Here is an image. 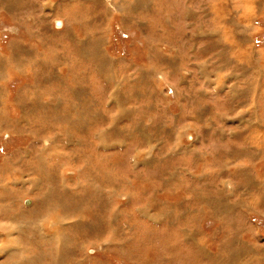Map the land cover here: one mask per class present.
I'll return each mask as SVG.
<instances>
[{
  "label": "rangeland",
  "instance_id": "374dc122",
  "mask_svg": "<svg viewBox=\"0 0 264 264\" xmlns=\"http://www.w3.org/2000/svg\"><path fill=\"white\" fill-rule=\"evenodd\" d=\"M45 1L42 42L0 0V264H250L243 241L263 256L264 148L241 139L262 115L264 0H75L89 66L83 25L62 41ZM179 91L201 104L185 127L160 106L179 114Z\"/></svg>",
  "mask_w": 264,
  "mask_h": 264
},
{
  "label": "crops",
  "instance_id": "0c3cea01",
  "mask_svg": "<svg viewBox=\"0 0 264 264\" xmlns=\"http://www.w3.org/2000/svg\"><path fill=\"white\" fill-rule=\"evenodd\" d=\"M4 1V4H3V6L4 7H6L7 8V10L9 11V15H11L10 16V18L9 19H11V18H14V19H16L17 18V22L18 23H14V25L15 26H18V31H20V33H22L23 31H30L31 32V39H34V38H39L40 39V41H54L56 38H55V35H53V34H51L50 32H49V34H47V33H43V32H41V30H40V32H39V29H36L37 28V26L39 25L38 23H40V22H37L36 21V14L38 13V2L40 1V2H44V4H45V0L43 1V0H37V3L35 4V5H33V6H30V4L32 3V0H3ZM51 1H53L52 3H51V8L49 9V16L48 15H46V14H41V16H42V18L43 19H41L43 22H44V19H45V21H49V18H51L52 17V15H54V13L56 12V11H61L60 13H61V17H62V19H63V21H61V20H58L57 22H56V25H57V23L58 22H61V26H65V28H66V30H67V32L66 33H63L61 36H60V38L62 39V41H67V40H70V41H74L75 40V31H73V30H71L70 28H74L77 24L79 25V24H81V25H83V27H84V30H85V32H84V34H83V37H81V38H79V40L81 41V42H85V41H87L88 43V46L86 47V51L85 52H81L80 54H79V57H82L83 59H84V66H89V65H91L90 63H89V61H90V57H91V53L92 52H94V53H97V51L95 50V42L93 43V44H91V41H93L92 39H94L92 36H91V28H90V22H89V19L91 18V16L87 13V15L85 16L84 15V17L86 18H89L86 22L85 21H83L82 20V17H80V13H81V11H82V8H81V5L80 4H78L77 5V3H75V0H67V1H65V0H51ZM91 2V0L88 2V3H90ZM75 3V4H74ZM15 6V7H13V6ZM16 6H20L19 8H16ZM23 6H27L26 7V9H25V7H23ZM44 8H46L47 9V6L46 5H44ZM12 9H14L13 11H12ZM24 9V10H23ZM74 9H77V10H79L80 11V13H78V14H76V13H74L73 14V10ZM21 10V11H20ZM55 11V12H54ZM65 17V18H64ZM30 19H34V22H29V20ZM60 26V27H61ZM31 27V28H30ZM33 27V28H32ZM13 29H15V28H13ZM17 30V29H16ZM57 37V36H56ZM96 41H98V40H96ZM101 41V40H100ZM97 43V42H96ZM93 45V46H92ZM91 46H92V48L93 49H91ZM100 57H106L104 54H98ZM197 66V65H196ZM96 67V66H95ZM15 71H19L20 73H25V72H23V70L22 69H20V70H15ZM14 70L12 71V72H15ZM25 71L27 72V69L25 68ZM8 72L9 73H11V69H9L8 70ZM149 74H148V71H145V72H142V76H140L139 78H138V80L139 81H135V82H139V83H145V82H143V81H146L147 79L149 80V78H152L153 76L151 75V76H148ZM199 75H200V77H201V74L199 73ZM106 77V76H105ZM108 77V76H107ZM109 80V79H108ZM143 80V81H142ZM185 79H183L182 78V82H181V86L184 84H187V81H184ZM184 81V82H183ZM107 84L109 83L108 81L106 82ZM89 84V83H88ZM49 84H47V85H45V86H42V88H44V87H46V86H48ZM51 85V84H50ZM203 85H204V83H203ZM186 87V86H185ZM187 88V87H186ZM115 90V89H114ZM116 90H117V88H116ZM199 90H201V89H198L197 91V93L199 94ZM214 90V89H213ZM114 92V91H113ZM115 93V92H114ZM178 93H179V95H178ZM177 93V95L178 96H176V97H178V101L181 103V105H180V112H179V114L178 113H173L172 114V109L170 108V106H169V104H171L170 102L169 103H161L162 105H160V106H164V108L165 109H167L168 111H166L165 109V112L167 113L166 115L168 116V115H170V116H173L174 117V120H175V118L177 117V115L179 116V121H178V124L180 123V116L181 117H183V116H187V115H184V114H187V110L188 109H193V108H195L196 109V111H195V113L194 114H196L197 112H198V108L201 106V104H200V106H199V99L196 97V95H197V93H195V96H187L186 95V97H185V99L187 100H183V98H182V95L180 94V91ZM88 94H90V93H88ZM95 95V94H94ZM96 97H98V95H96ZM195 97V98H194ZM208 98V97H207ZM166 102V101H165ZM89 103L90 102H87V105H89ZM209 103V102H208ZM199 106V107H198ZM189 107V108H188ZM193 107V108H192ZM193 111V110H192ZM218 121H219V118H218ZM179 127L180 126H183V127H185L186 126V124H182V125H178ZM213 132H211V134H212ZM179 137L180 138H184V137H188V135L186 134V132H184V131H179ZM174 138H176L175 136H174ZM181 142H182V140H181ZM174 144H173V149L171 150L172 152L170 153V155H172L173 153H174V150H175V147H177V148H180V146H177V142L175 141V142H173ZM182 144V143H181ZM219 150V149H218ZM229 151V150H228ZM228 151L227 150H224V151H220V152H227L228 153ZM178 155H181V154H179V153H175V154H173V158L174 159H178ZM236 158V157H235ZM232 165H234V162L232 163ZM174 173H176V172H174ZM174 173H172L171 174V177L172 176H174L175 177V179H176V177L177 176H175V175H173ZM170 177V178H171ZM168 186H169V184L167 183V182H165ZM228 187V186H227ZM250 188V187H249ZM190 190H191V188H190ZM243 243L246 245L245 247H244V249L245 248H248L249 249V251H253L252 253L253 254H251V252H249L248 253V255H247V258L246 259H243L244 261H249V263L250 264H252V263H258V264H264V262H263V260H264V255L262 256V254H261V252L260 253H257V251H261L260 250V248H259V246L257 245V244H255V246L253 245V246H250V243H248V242H244L243 241ZM233 246H234V243H233ZM233 249H235V247H233ZM262 249V248H261ZM213 256H215V254L214 253H212L211 254V257H213Z\"/></svg>",
  "mask_w": 264,
  "mask_h": 264
},
{
  "label": "bare ground",
  "instance_id": "6f19581e",
  "mask_svg": "<svg viewBox=\"0 0 264 264\" xmlns=\"http://www.w3.org/2000/svg\"><path fill=\"white\" fill-rule=\"evenodd\" d=\"M248 2V6H250V5H254L255 7H257V5L259 6V4L260 3H257L258 2V0H248L247 1ZM247 5V4H246ZM244 7H245V4H244ZM247 7V6H246ZM247 9H249V8H247ZM254 9V8H253ZM249 10H252V8L251 9H249ZM57 25L60 27L61 26V22H58L57 23ZM105 64V63H104ZM118 95V94H117ZM115 97V96H114ZM247 106V105H246ZM260 108H259V111H261V116L259 117L258 115H257V111L255 110V108H253V116H252V119L251 120H248V121H250V124H249V128H248V135H246V137H244L243 139L244 140H242L241 139V141H243V144H245V145H248V146H250L251 148H253V149H256V148H264V101L262 102V104H260V106H259ZM251 110H252V108H251ZM247 113V112H246ZM248 114V113H247ZM24 115V114H23ZM246 115V114H245ZM241 117H242V115H241ZM242 119V118H241ZM261 119V120H260ZM245 120V119H244ZM246 121V120H245ZM1 127V126H0ZM2 128H5L4 126H2L1 127V130H2V132H3V129ZM26 129V128H25ZM24 129V130H25ZM9 131V130H8ZM55 131V130H54ZM22 134V133H21ZM53 139V138H52ZM258 141V142H257ZM53 142V141H52ZM51 142V143H52ZM253 142H257L256 144H254V145H252L253 144ZM57 144V143H56ZM55 145V144H54ZM99 145L101 146V147H104V145H103V143H102V141L99 143ZM51 146V145H50ZM48 147V146H47ZM57 147V146H56ZM255 147V148H254ZM55 148V147H54ZM183 148V147H182ZM49 154V153H48ZM63 158V157H62ZM36 160V159H35ZM67 160V159H66ZM63 161V160H62ZM57 163V162H56ZM64 165H66V163L65 164H63L62 163V166H64ZM57 166H58V164H57ZM28 168V167H27ZM61 168V167H60ZM32 173V172H31ZM33 174V173H32ZM36 178L34 177L33 179H30V180H28L29 181V183H31V185H32V187L33 188H36L37 187V184L36 183H34L33 181H31V180H35ZM41 181V180H40ZM23 182H26L25 180L23 181ZM3 188V187H2ZM84 191H85V194H86V198H85V200L84 201H87L88 200V193H87V190L84 188ZM91 191H92V193H94L95 191L93 190V189H91ZM82 198V197H81ZM83 199V198H82ZM82 201V200H81ZM43 202V201H42ZM41 202V203H42ZM47 203V202H46ZM46 203H43L42 205L41 204H39V206L40 207H38V208H40V210H38V211H42V209L44 208V205H46ZM61 203H62V206H59L58 204H55V206L54 207H52V209H51V207H48V205H46L47 206V208H48V210L49 211H51L50 213H52L53 215L54 214H56V211H55V209L57 208V209H60L59 211L60 212H63L64 214H66V213H68V211H67V207H69L68 205H67V203H63V201L61 200ZM86 203V202H85ZM84 203V204H85ZM76 205V204H75ZM71 206H72V204H71ZM74 207V206H73ZM77 207V206H76ZM75 208V207H74ZM46 209V208H45ZM51 209V210H50ZM3 213H4V210L2 211ZM57 212H58V210H57ZM99 213V212H98ZM64 214H62V215H64ZM43 223H45V224H48V219H44L43 221H42ZM66 222V221H65ZM64 221H61V219L59 220V223L58 224H56V223H53L52 224V226H51V228L52 227H54V226H60V225H64V223H65ZM21 224V223H20ZM37 224H38V222H37ZM67 224V223H66ZM42 225V224H41ZM85 225V224H84ZM80 226V225H79ZM0 229H1V231H2V233H4V234H7V231H6V228L2 225V226H0ZM12 229V228H11ZM48 229H50V228H48ZM53 229V228H52ZM57 229V228H56ZM46 232V231H45ZM51 232V231H50ZM61 233H62V231H61ZM12 235H13V233H12ZM58 236V235H57ZM9 236H7V238L6 239H2L1 241H8V238ZM36 238H38V237H36ZM13 240V239H12ZM11 247V246H10ZM9 248V247H8ZM2 249V251H3V248H1ZM6 250V249H5ZM3 254V253H2Z\"/></svg>",
  "mask_w": 264,
  "mask_h": 264
}]
</instances>
